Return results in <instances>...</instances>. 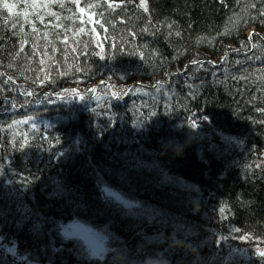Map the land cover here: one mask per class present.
I'll list each match as a JSON object with an SVG mask.
<instances>
[{
    "label": "trees",
    "instance_id": "obj_1",
    "mask_svg": "<svg viewBox=\"0 0 264 264\" xmlns=\"http://www.w3.org/2000/svg\"><path fill=\"white\" fill-rule=\"evenodd\" d=\"M260 252L264 0H0V264Z\"/></svg>",
    "mask_w": 264,
    "mask_h": 264
},
{
    "label": "rangeland",
    "instance_id": "obj_2",
    "mask_svg": "<svg viewBox=\"0 0 264 264\" xmlns=\"http://www.w3.org/2000/svg\"><path fill=\"white\" fill-rule=\"evenodd\" d=\"M104 194L125 206L133 204L132 201L123 198L119 193L110 189H104ZM62 234L68 239H75L82 243L90 257L103 259L108 252L107 237L81 222H70L63 226Z\"/></svg>",
    "mask_w": 264,
    "mask_h": 264
},
{
    "label": "snow or ice",
    "instance_id": "obj_3",
    "mask_svg": "<svg viewBox=\"0 0 264 264\" xmlns=\"http://www.w3.org/2000/svg\"><path fill=\"white\" fill-rule=\"evenodd\" d=\"M141 6L146 8V5H144V4H142ZM4 7L8 8L9 5L5 4ZM260 255L264 256V252H260Z\"/></svg>",
    "mask_w": 264,
    "mask_h": 264
},
{
    "label": "bare ground",
    "instance_id": "obj_4",
    "mask_svg": "<svg viewBox=\"0 0 264 264\" xmlns=\"http://www.w3.org/2000/svg\"><path fill=\"white\" fill-rule=\"evenodd\" d=\"M252 32V29H249V31L247 32L248 35H250Z\"/></svg>",
    "mask_w": 264,
    "mask_h": 264
}]
</instances>
